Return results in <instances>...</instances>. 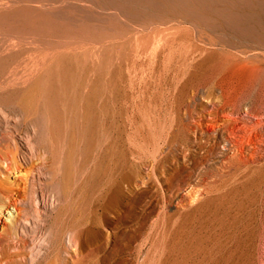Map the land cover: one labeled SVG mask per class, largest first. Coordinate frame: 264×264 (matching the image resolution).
<instances>
[{
  "label": "bare ground",
  "instance_id": "bare-ground-1",
  "mask_svg": "<svg viewBox=\"0 0 264 264\" xmlns=\"http://www.w3.org/2000/svg\"><path fill=\"white\" fill-rule=\"evenodd\" d=\"M33 20L0 22V264H250L264 195V36L235 51L198 19H166L148 36L120 25L115 41L88 44L55 33L48 14ZM140 51L149 74L137 79Z\"/></svg>",
  "mask_w": 264,
  "mask_h": 264
},
{
  "label": "rangeland",
  "instance_id": "rangeland-1",
  "mask_svg": "<svg viewBox=\"0 0 264 264\" xmlns=\"http://www.w3.org/2000/svg\"><path fill=\"white\" fill-rule=\"evenodd\" d=\"M3 1V2H2ZM49 1V2H48ZM53 1V2H52ZM59 1V2H58ZM69 1H70V5H68V3H69ZM72 1V2H71ZM79 1V2H78ZM76 0V1H74V0H68L67 2L64 0H46V3H45V0H0V22L1 21H7L8 23H17V24H30V23H33V19L35 18V16H36V14L38 13V12H42V13H44L45 14V16H47V14H48V17H50V19H51V24L53 25V27H54V30H55V33H60V34H62L63 36H65V34L67 35V34H69V35H67V36H65V38L66 37H68V38H66V39H72V35L74 36L73 37V40H74V38L75 39H77V40H75V41H78V42H85V43H88V44H90V43H97V42H99V41H102V40H104V41H107V40H111V41H115L116 39H117V37H118V35H122V34H118L117 35V32L114 30V29H112L113 27L114 28H117V27H119L120 25H124V26H134L136 29H137V31H139L140 32V34H142L143 36H148L149 34H151L150 32V30L152 29V33H154V31H156L158 28H164L166 25H167V23H169L168 22V20H170L171 22L170 23H172V22H175L177 19H179V20H182V24L183 25H191V21L193 22V23H196L197 22V19H198V22H202V24H201V22H200V24H201V27H203V28H205L206 30H210V33H214L215 35L216 34H218V36L220 37L221 36V39L222 40H224L225 41V43H227L226 45H227V47H229V48H231L232 50H235V51H239L238 50V48L241 50H244L245 49V47H246V50H249V49H252V51L251 52H254V51H256L257 50V48H256V46H258V44L256 43V40L258 39V38H256L259 34H261V36L263 35L264 36V32H262V31H264V0H259V1H257V0H249V1H247V0ZM96 1H98V3H100V4H98ZM109 1V2H108ZM175 1V2H174ZM180 1V2H179ZM186 1H187V3H186ZM21 4H20V3ZM29 2V3H28ZM31 2H32V4H31ZM35 2V3H34ZM37 2V3H36ZM44 2V3H43ZM61 2H66L67 4H66V7H65V5H64V3H63V5H61L62 3ZM73 2H75V3H73ZM78 2V3H77ZM85 2H87V3H85ZM92 2V3H91ZM106 2V3H105ZM183 2H185V5H184V3ZM193 2V3H192ZM196 2H197V4H196ZM249 2V3H248ZM251 2H253V3H251ZM17 3V4H16ZM23 3V4H22ZM25 3V4H24ZM43 3V4H42ZM48 3V4H47ZM80 3H82V5L80 4ZM83 3H85V5L83 4ZM103 3H105V5L103 4ZM176 3V4H175ZM188 3L190 4V6L191 7H188L189 5H188ZM246 3V4H245ZM38 4V5H37ZM48 5V6H46V5ZM72 4H74V6L72 7ZM76 4L78 5L79 4V6H76ZM94 4V5H93ZM179 4V5H178ZM182 4V5H181ZM202 4V5H201ZM206 4V5H205ZM5 5V6H4ZM33 5V6H32ZM41 5V6H40ZM68 5V6H67ZM81 5V6H80ZM92 5V6H91ZM100 5H102V7L104 6V8H102ZM112 5H114V6H112ZM123 5H124V8H123ZM198 6L199 8H197V7H194V6ZM203 5H205V7L203 6ZM12 6H14V7H12ZM42 6H44V7H42ZM85 6V7H84ZM106 6V7H105ZM118 6H122V7H118ZM183 6V7H182ZM194 8H193V7ZM4 7V8H3ZM16 7V8H15ZM41 7V8H40ZM70 8V10H73V12H72V16L74 17H77V20H76V18L74 17H72L71 16V14L70 15H68L69 13H70V10H68L69 8ZM74 7H76V9H77V11H76V9L74 8ZM84 7V8H83ZM94 9V12H93V10H92V8ZM97 8V9H95V8ZM100 8V10H99V8ZM109 7V8H108ZM143 7V8H142ZM185 7H186V9H187V13H184V12H186L184 9H185ZM206 7H208V8H206ZM219 7V8H218ZM227 7H228V10H226L227 9ZM233 7V8H232ZM237 7V8H236ZM250 7V8H249ZM252 7V8H251ZM7 8V9H6ZM79 8V9H78ZM82 8V9H81ZM107 8V9H106ZM174 8H175V10H174ZM183 8V9H182ZM201 8V9H200ZM202 8H203V10H202ZM222 8V9H221ZM226 8V9H225ZM239 8V9H238ZM256 8V9H255ZM15 9V10H14ZM42 9V10H41ZM48 9V10H47ZM91 9V10H90ZM194 11V10H197V9H200L201 10V12H203V11H205L204 12V15L206 16V18H205V16L204 15H202V16H191L192 15V10ZM221 9V10H220ZM230 9H232V10H230ZM236 9V10H235ZM250 9V10H249ZM253 9V10H252ZM7 10V11H6ZM112 12H111V11ZM149 10H150V16L148 15V12H149ZM178 10H180V11H177ZM182 10H184V11H182ZM189 10H191L190 12H189ZM200 10H198V11H200ZM211 10V11H210ZM214 10V11H213ZM216 10V11H215ZM230 10V11H229ZM241 10V11H240ZM259 10V11H258ZM80 11V14L78 13L77 14V12H79ZM91 11H92V13H91ZM99 11V12H98ZM103 13V11H104V15L101 13V12ZM146 11H148V12H146ZM156 11H158V12H156ZM169 11V12H168ZM208 11H210V12H208ZM246 11H248V12H246ZM9 12V13H8ZM16 12V13H15ZM37 12V13H36ZM50 12V13H49ZM52 12V13H51ZM75 12H76V14H75ZM179 12H181V14L179 13ZM208 12V14H205V13H207ZM217 12V13H216ZM218 12L219 13H221V14H218ZM231 12V13H230ZM245 12V13H244ZM251 12H253V13H251ZM254 12H255V14H254ZM258 12V13H257ZM64 13V14H63ZM88 13H90L88 16H87V14ZM93 13H94V15H95V17H93ZM96 13H98L99 14V16H100V13H101V16L103 15L104 16V19H105V21L103 20V16L101 17L100 16V18H102V21L99 19H97L99 16L96 14ZM159 15H158V14ZM161 13V14H160ZM210 13V14H209ZM222 13H223V15H222ZM226 13V14H225ZM233 13V14H232ZM242 13H243V15H242ZM247 13H249V14H247ZM259 13H260V15H259ZM29 14V15H28ZM35 14V15H34ZM115 16H114V15ZM180 16H179V15ZM187 14H190V16H187ZM233 16H236V17H232L231 15ZM244 14H246L245 16H244ZM50 15V16H49ZM92 15V16H91ZM161 15V16H160ZM217 15V16H216ZM251 15V16H250ZM255 15V16H254ZM8 16V17H7ZM68 16H71L70 18L68 17ZM114 16V17H113ZM128 16H130V17H128ZM172 18H171V17ZM176 16V17H175ZM186 16V17H185ZM214 16H216V17H214ZM219 16H220V18H219ZM228 16V17H227ZM253 16V17H252ZM256 16H259V17H256ZM12 17V18H11ZM22 17V18H21ZM62 17V18H61ZM66 19H65V18ZM68 17V18H67ZM86 17V18H85ZM88 17H89V19L90 20H87L88 19ZM106 17V18H105ZM134 17V18H133ZM189 17V18H188ZM197 17H199V18H197ZM204 17V18H203ZM212 17H213V19H214V21H213V19H212ZM223 19H222V18ZM232 17V18H231ZM240 17V18H239ZM241 17H243V18H241ZM249 17H251L250 18V20L248 19ZM11 18V19H10ZM85 18V19H84ZM92 18V19H91ZM154 18H155V20H154ZM170 18V19H169ZM176 18V19H175ZM188 18V19H187ZM191 18H193V19H191ZM197 18V19H196ZM211 18V19H210ZM230 18V19H229ZM245 18V19H244ZM246 18H247V20H246ZM64 19V20H63ZM71 19V20H70ZM73 19H75V20H73ZM95 19H97V20H95ZM166 19H168V20H166ZM174 19V20H173ZM196 21H195V20ZM199 19H201V20H199ZM206 19V20H205ZM210 19V20H209ZM226 19V20H225ZM234 19V20H233ZM241 20V22L243 23H241L240 22V20ZM67 20H70V21H68V23L66 24V22H67ZM84 20V21H83ZM87 20V21H86ZM114 20V21H113ZM164 20H165V22H164ZM247 21V23H246V21ZM254 20V21H253ZM255 20H257L258 21V23L257 22H255ZM73 21H75V22H73ZM85 21H86V24H87V22L88 21H90V26H89V28H91V31H86V29L87 30H90L88 27H86V26H88L89 24H85ZM93 23H92V22ZM111 22V23H108V22ZM116 21V22H115ZM136 21V22H135ZM149 21V22H148ZM155 21V22H154ZM205 21V22H204ZM211 21V22H210ZM230 22V23H228V22ZM261 22V24L260 25H258L260 22ZM62 22V23H61ZM72 22V23H71ZM82 22H84V24L82 23ZM101 22V23H100ZM151 22V23H150ZM185 22V23H184ZM204 22V23H203ZM210 22V23H209ZM212 22H214L215 24H217V22H218V24L215 26L214 25V23H212ZM233 22V23H232ZM239 22V23H238ZM256 24H255V23ZM65 23V24H64ZM70 23H71V25H72V27H71V25H70ZM74 23V24H73ZM100 23V25L101 26H98L97 28L100 30V31H98L97 30V28H96V26L98 25ZM108 23V24H107ZM112 23H116V24H113L112 25ZM166 23V24H165ZM169 23V24H170ZM206 23V24H205ZM238 23V24H237ZM249 23V24H248ZM56 24L58 25H60L62 28H63V30H62V28L60 29V28H58V26H56ZM69 24V25H68ZM92 24V25H91ZM93 24H96V25H94L95 26V29H93L94 28V26H93ZM205 24V25H204ZM207 24H210L212 27H209ZM221 24V25H220ZM229 24H231V26H232V24L234 25L233 26V28L229 25ZM246 24H248V25H246ZM250 24H254L253 26L252 25H250ZM69 26L68 28H66V26ZM81 25V26H80ZM85 25V26H84ZM105 25H107V26H105ZM109 25V26H108ZM115 25V26H114ZM136 25V26H135ZM202 25H204V26H202ZM206 25H207V27H206ZM224 25V26H223ZM235 25L237 26V27H235ZM241 25V27H239L238 28V26H240ZM79 26V27H78ZM93 26V27H92ZM104 26V27H103ZM159 26H161V27H159ZM215 26V27H214ZM217 26L219 27V29L217 28ZM222 26V27H221ZM251 28H250V27ZM73 27H74V29H73ZM109 27V28H108ZM111 27V28H110ZM243 27H245V28H243ZM254 27V28H253ZM72 28V32H69V31H71L70 29ZM86 28V29H85ZM105 28H107V30L105 29ZM130 28V27H129ZM138 28H140V29H138ZM154 28V29H153ZM216 28V29H215ZM223 28V29H222ZM228 28V29H227ZM236 28H238V29H236ZM241 28V29H240ZM249 28V29H248ZM254 30H253V29ZM257 28H258V30H257ZM82 29V30H81ZM84 29V30H83ZM92 29H93V33H90V32H92ZM104 29V30H103ZM112 29V30H111ZM144 29V30H143ZM212 29V30H211ZM213 29H215V30H213ZM232 29V30H231ZM240 29V30H239ZM246 30V31H244V30ZM65 30H67L68 32H66ZM102 30V31H101ZM154 30V31H153ZM218 30V31H217ZM227 30V31H226ZM243 30V31H242ZM255 30H257V32L255 31ZM76 31V32H75ZM86 31V32H85ZM103 31H104V36H103ZM107 31V32H106ZM110 31H112V33L110 32ZM222 31V32H221ZM249 31V32H248ZM64 32H66V33H64ZM78 32V33H77ZM83 32L85 33V35L87 34V37H85V35L83 34ZM89 32V33H88ZM99 33V35H98V33ZM116 32V33H115ZM138 32V33H139ZM240 34H239V33ZM246 32V33H245ZM254 32V33H253ZM256 32V33H255ZM71 33H72V35H71ZM94 33H97V34H94ZM108 33V34H107ZM109 33L111 34V35H109ZM114 33H115V35H114ZM252 35H251V34ZM76 34H78L77 36H76ZM81 34V35H80ZM93 34V36H91ZM102 34V35H101ZM222 34H224V35H222ZM243 34V35H242ZM256 34H258L257 36H256ZM89 35L92 37V38H90L89 37ZM96 35V37H94ZM107 35H109V36H107ZM228 35V36H227ZM238 35V36H237ZM250 35L252 36V38L250 37ZM1 36H4V33L3 34H1L0 35V37ZM106 36V37H105ZM223 36V37H222ZM246 36H248L247 37V39L248 38H250L249 40H250V42H249V40H247V39H245L244 37ZM84 37V38H83ZM100 37H103L102 38V40H101V38ZM105 37V38H104ZM129 37H131V34H125V38H129ZM226 37V38H225ZM231 38L230 40H229V38ZM234 39H233V38ZM80 40H79V39ZM95 38V39H94ZM97 38H99L98 40H96ZM235 38H236V42H234L235 41ZM254 38V39H253ZM89 39H91V40H89ZM226 39V40H225ZM27 40H30V39H27ZM84 40H87V41H84ZM223 41V42H224ZM227 41H229V42H227ZM238 41V42H237ZM241 41V42H240ZM247 41V42H246ZM182 42H183V46H186V42H185V39L183 38L182 39ZM240 42V43H239ZM242 42H243V44H242ZM246 44H245V43ZM233 43H238V45L239 46H236V47H233L234 45H237V44H233ZM248 43V44H247ZM249 44H251V45H249ZM254 44V45H253ZM233 45V46H232ZM248 45V46H247ZM244 47V48H243ZM249 47V48H248ZM253 47V48H252ZM185 48V50H186V47H184ZM184 48H182V50H184ZM248 48V49H247ZM255 48V49H254ZM181 51V50H180ZM179 51V52H180ZM250 51V50H249ZM140 52H142V51H140ZM139 52V54L138 55H140L141 54V56L139 57V56H137V63L139 62L140 64H142V65H140L139 63L137 64V63H135L134 65H136L137 67H139V68H137L136 66L134 67V70H133V74H135V77L137 78V79H139V76L141 75V72L143 71V72H149V70H148V68H147V66L143 63L144 61H145V58H146V56H147V53L146 52H142V53H144V54H142V53H140ZM178 52V53H179ZM184 52L185 51H181L180 52V54H178L177 53V58H182V55L184 54ZM182 54V55H181ZM144 56V57H143ZM143 57V58H142ZM144 59V60H143ZM141 60V61H140ZM143 60V61H142ZM140 65V66H139ZM169 67V68H168ZM168 67H167V69H166V71H165V73H164V78L162 77V80H164V79H166V80H164V81H161V90H164V98H163V104H165V105H167L166 103L168 102V100H169V96H168V92H169V88H170V86H169V84L171 83V80H170V78L172 77V74H173V72H174V70H173V67H172V65L171 64H169L168 65ZM168 70H169V72H168ZM172 71V72H171ZM139 72V73H138ZM170 73V74H169ZM172 73V74H171ZM149 74V73H148ZM165 74H167L166 76H165ZM171 75V76H170ZM166 77V78H165ZM167 81V82H166ZM166 82V84H164ZM149 84V85H148ZM152 84V83H151ZM147 85H148V89H147V91H146V93L145 94H147L148 93V95H149V93H151V91L153 90V89H155V85L154 84H152V85H150V82H147ZM154 85V86H153ZM171 85V84H170ZM152 86V87H151ZM162 86L164 87V88H162ZM169 86V87H168ZM150 87V88H149ZM153 88V89H152ZM166 89V90H165ZM151 90V91H150ZM167 95H166V94ZM137 94H139V93H135V96L137 95ZM140 99V98H139ZM164 105V107L163 108H165L166 106ZM253 223H254V225L256 226V229H257V232H256V235H255V237L253 238V240H252V242H251V248H250V253L252 254V260H251V263L250 264H264V195H263V198H262V201H261V204H260V215H259V217L255 220V221H253ZM235 244H236V238L235 237H233V239H232V242L230 243V246H231V249H234L235 248ZM238 264H248L247 262H245V261H241L240 263H238Z\"/></svg>",
  "mask_w": 264,
  "mask_h": 264
}]
</instances>
